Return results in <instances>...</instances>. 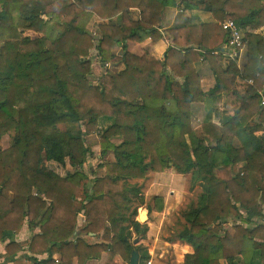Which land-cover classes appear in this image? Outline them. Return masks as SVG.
<instances>
[{
  "label": "trees",
  "instance_id": "1",
  "mask_svg": "<svg viewBox=\"0 0 264 264\" xmlns=\"http://www.w3.org/2000/svg\"><path fill=\"white\" fill-rule=\"evenodd\" d=\"M168 6L212 20L167 28L162 59L128 51L127 42L142 40L139 31L160 40L155 27H162ZM131 7L152 8L151 20L134 17ZM94 15L117 16L115 24L98 26L97 45L87 30ZM229 19L243 35L241 65L228 56L222 64V52L208 44L215 22ZM263 28L264 0H0V139L16 133L0 148V242L8 241L2 264L22 251L33 264H87L103 255L121 260L107 264H129L135 249L143 264L149 254L132 237L143 239L148 227L136 219L143 197L131 181L149 172L188 175L190 188L199 187L170 227L168 241L193 249L182 264H264ZM93 47L102 65L124 69L107 70L92 84ZM206 60L213 85L204 91L197 64ZM238 78L245 81L240 89ZM220 96L237 105L223 107L215 123ZM197 104L205 110L194 128ZM103 116L113 123L100 129ZM95 131L101 153L114 158L103 164L102 176L84 170L90 155L84 136ZM48 162L72 171L59 178ZM88 178L75 210L65 187ZM156 210L162 211L161 200ZM80 211L85 223L77 229ZM25 221L40 229L26 249L14 239ZM100 233L96 243L81 237Z\"/></svg>",
  "mask_w": 264,
  "mask_h": 264
},
{
  "label": "rangeland",
  "instance_id": "2",
  "mask_svg": "<svg viewBox=\"0 0 264 264\" xmlns=\"http://www.w3.org/2000/svg\"><path fill=\"white\" fill-rule=\"evenodd\" d=\"M201 14L203 13L192 11V18L190 17V22H188V24H199L204 21L212 20L209 16L208 19L205 20V16ZM220 23V21L215 22L214 30L216 29V27L219 29ZM87 30L94 39V45H97L99 39L102 36L101 31L99 30L100 33L95 34L94 32L90 31L88 26ZM262 30V33L264 34V28ZM24 35H29L31 37L36 36V34ZM115 35L119 36V34ZM117 52L121 54V50L118 49ZM130 52L134 53V51ZM90 58H92V67L89 80L92 84H97L98 80L107 70H110L112 72H119L124 69L123 63L114 64L112 62H107L102 65V63L99 61V57L97 56V50L95 47L90 50ZM222 58V64H225L226 56L223 55ZM241 58L242 56L236 61L238 65H241ZM211 67L212 64L208 60L201 61L197 64V68L200 72L201 77V86L204 91H207L208 88H211V86L213 85V74ZM250 82L251 81H249V83ZM237 83L238 88L240 89L245 84V81L238 78ZM236 105L237 102L234 100V98L226 99L224 96L218 97V99L213 103V121L215 123H219L223 107L227 108L228 110H232L236 107ZM193 108L192 125L194 128H197L202 121L205 109L200 104L195 105ZM112 123L113 118L110 119V117L108 116H103L98 119L97 126L100 129H104ZM59 128L63 130L65 127L63 125H60ZM15 137V131H10L9 133L2 136V138L0 139V148L3 149L7 148V146H10L14 142ZM83 142L85 146L90 149V155L87 161L84 163L85 173H89L91 172V170H93L92 173L98 176H102L105 173L103 164L106 162H111L114 159L112 152L108 151L105 154L101 153V147L99 146L100 141H98V134L96 131L85 135ZM114 142H117V140H115ZM46 165L57 176H59V178H64L66 173L72 171L69 165L61 166L54 162H48ZM90 178L82 181L80 187H76L71 184H67V186L65 187V189H68L69 193L72 194L71 196H73V199H71V204L75 210H78V208L81 207L80 203H82L81 200L84 199L85 192L87 191L86 186ZM131 182H136L141 187L143 197L142 204L137 208L138 215L136 219L138 220V217L143 211L147 213L146 221L141 222L142 224H146L148 227L146 235L143 239L135 235L132 237V240H134L135 238L139 239V241L136 243V246L138 245L141 248H145L150 254V258L147 259L143 264H174L175 261H171V253L167 244L168 238L171 234L170 227L174 226V224L176 223L180 211L183 208L187 207L193 200L195 201L199 192V187L195 185L191 189L189 176L179 175L174 172H149L144 180H133ZM154 197H158L161 200V212H158L156 210V207H158V203L160 200L157 201L154 199ZM84 223V217L82 215V212L80 211L78 215L77 229L81 228ZM101 235L102 233H100V235L98 236L82 235L81 237L83 239L85 238L89 242H92V240H89L86 236H94L96 237V239L94 240H98V242H100L102 241ZM106 256L107 261L101 264L111 263L113 262V260L114 262H121L119 257H115L112 260L108 255ZM166 258L168 259L166 260Z\"/></svg>",
  "mask_w": 264,
  "mask_h": 264
},
{
  "label": "crops",
  "instance_id": "3",
  "mask_svg": "<svg viewBox=\"0 0 264 264\" xmlns=\"http://www.w3.org/2000/svg\"><path fill=\"white\" fill-rule=\"evenodd\" d=\"M131 14H134V17L141 18L146 21L151 20L153 15V9L147 8L143 12H141L138 8H130ZM191 11H185V10H179L175 8L174 6H168L165 8L163 14L161 15V25L162 27H155L157 29V32L159 35L161 34L160 40L158 39L156 42H151V38L148 34H152L147 31H139L138 34H144L142 35V40L140 42H127V49L128 51H134L136 54H142L144 51L150 52L155 58L162 59L165 51L167 50V46L170 45V41L168 36L166 35V29L178 26V25H185L190 22V17L192 18ZM205 16V20L208 19V14H201ZM117 16L112 17L110 19L100 18L97 15H94L90 22L88 23V28L90 31L94 32L95 34L100 33L98 26L103 23H114L116 22ZM114 34H120L119 30H113ZM24 34H35L31 31H24ZM209 47L215 48L217 50H220L224 56H227V47H226V34L221 28V23L219 26V29L216 27L215 30H213L212 34L209 38ZM209 89V88H208ZM218 98H216L217 100ZM221 99V98H220ZM215 100V101H216ZM111 119V117H110ZM220 120V119H219ZM78 203V202H77ZM79 205V204H78ZM40 229L38 227H30L27 222L25 221L22 223V225L19 227V229L15 232L14 239L17 243L21 244L24 249L27 248V245L29 241L31 240L32 236L36 233H39ZM89 240H92V242L86 240L85 241L89 243H95L98 242L95 241L96 237L94 236H86ZM139 241V239H138ZM6 242H0V255L4 254L5 251V245ZM168 247L170 249V255H171V261H175L174 264H182L184 261V256L186 254H190L193 252V249L190 245L182 243L180 241H174L170 242L167 241ZM136 245V244H135ZM138 254L139 250H137ZM149 254V252L147 251ZM30 254L28 251H22L18 254L15 260L7 262L6 264H33V261L29 259ZM140 256V255H139ZM45 257V255L38 256L39 259ZM167 257V256H166ZM54 258H58L57 255H54ZM150 258V254H149ZM148 258V259H149ZM168 258H166L167 260ZM107 261V256H103L99 260H91L87 264H101L105 263ZM149 261V260H148ZM151 261V260H150ZM3 263V257H0V264Z\"/></svg>",
  "mask_w": 264,
  "mask_h": 264
},
{
  "label": "built area",
  "instance_id": "4",
  "mask_svg": "<svg viewBox=\"0 0 264 264\" xmlns=\"http://www.w3.org/2000/svg\"><path fill=\"white\" fill-rule=\"evenodd\" d=\"M221 28L226 34L227 56L233 60H238L244 49V41L241 30L233 20L221 22ZM264 104V100L261 101Z\"/></svg>",
  "mask_w": 264,
  "mask_h": 264
},
{
  "label": "water",
  "instance_id": "5",
  "mask_svg": "<svg viewBox=\"0 0 264 264\" xmlns=\"http://www.w3.org/2000/svg\"><path fill=\"white\" fill-rule=\"evenodd\" d=\"M143 214L145 215V219L144 220L142 219V215ZM146 219H147V213L145 211H143L140 214V216L138 217V220L140 222H142V221H146ZM137 242H138V238H135L133 240V243L136 244ZM138 260H139V254H138L137 250H132L131 254H130L129 264H138Z\"/></svg>",
  "mask_w": 264,
  "mask_h": 264
}]
</instances>
